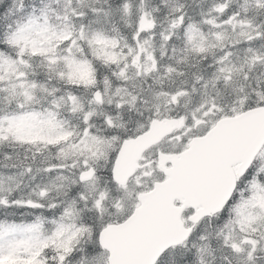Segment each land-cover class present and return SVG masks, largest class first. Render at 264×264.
Segmentation results:
<instances>
[{"label": "snow or ice", "instance_id": "6c2138e0", "mask_svg": "<svg viewBox=\"0 0 264 264\" xmlns=\"http://www.w3.org/2000/svg\"><path fill=\"white\" fill-rule=\"evenodd\" d=\"M0 264H264V0H0Z\"/></svg>", "mask_w": 264, "mask_h": 264}]
</instances>
